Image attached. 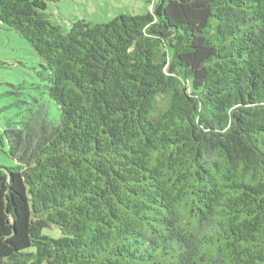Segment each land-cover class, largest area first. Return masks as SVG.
<instances>
[{
	"label": "trees",
	"instance_id": "trees-1",
	"mask_svg": "<svg viewBox=\"0 0 264 264\" xmlns=\"http://www.w3.org/2000/svg\"><path fill=\"white\" fill-rule=\"evenodd\" d=\"M153 4L0 0L60 112L0 133V264H264V0Z\"/></svg>",
	"mask_w": 264,
	"mask_h": 264
},
{
	"label": "rangeland",
	"instance_id": "rangeland-1",
	"mask_svg": "<svg viewBox=\"0 0 264 264\" xmlns=\"http://www.w3.org/2000/svg\"><path fill=\"white\" fill-rule=\"evenodd\" d=\"M50 20L64 32L76 20L105 24L120 14L142 15L151 12L154 0H44ZM153 1V2H152ZM30 44L5 25L0 28V133L28 124L32 116H46L56 123L57 105L48 97L46 72ZM8 146L0 145L1 169L16 165L8 155ZM51 238L62 236L59 229L44 228Z\"/></svg>",
	"mask_w": 264,
	"mask_h": 264
}]
</instances>
